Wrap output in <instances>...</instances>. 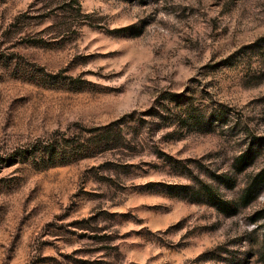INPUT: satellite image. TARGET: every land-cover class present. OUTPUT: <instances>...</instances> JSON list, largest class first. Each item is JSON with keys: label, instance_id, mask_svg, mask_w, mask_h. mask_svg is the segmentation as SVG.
<instances>
[{"label": "rangeland", "instance_id": "1", "mask_svg": "<svg viewBox=\"0 0 264 264\" xmlns=\"http://www.w3.org/2000/svg\"><path fill=\"white\" fill-rule=\"evenodd\" d=\"M262 166L264 0H0V264H264Z\"/></svg>", "mask_w": 264, "mask_h": 264}, {"label": "trees", "instance_id": "2", "mask_svg": "<svg viewBox=\"0 0 264 264\" xmlns=\"http://www.w3.org/2000/svg\"><path fill=\"white\" fill-rule=\"evenodd\" d=\"M66 137L68 136L64 134L62 130L56 129L52 133L47 134L40 139L39 147L52 159H58L66 155L73 154L72 152L73 150H76V148L73 149L69 144H67L68 138ZM79 150H81V148ZM248 153H249V147L241 150L235 156L236 162L238 163L237 166L238 170L245 168L252 162L253 156ZM263 171H264V166L257 169V171L253 174L252 179L244 183V185L240 189L237 198L239 205H245L255 197L258 190V185L261 186L260 183L264 182V176H260L261 177L260 182H256L255 177L259 176ZM227 204H230V201H227ZM262 244L264 245V238Z\"/></svg>", "mask_w": 264, "mask_h": 264}]
</instances>
